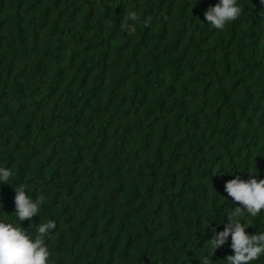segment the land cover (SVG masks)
Instances as JSON below:
<instances>
[{"label":"trees","instance_id":"1","mask_svg":"<svg viewBox=\"0 0 264 264\" xmlns=\"http://www.w3.org/2000/svg\"><path fill=\"white\" fill-rule=\"evenodd\" d=\"M218 2L0 0V221H55L49 264H228L225 182L264 179V0L223 30ZM21 185L45 199L20 222Z\"/></svg>","mask_w":264,"mask_h":264},{"label":"clouds","instance_id":"2","mask_svg":"<svg viewBox=\"0 0 264 264\" xmlns=\"http://www.w3.org/2000/svg\"><path fill=\"white\" fill-rule=\"evenodd\" d=\"M241 11L237 0H219L215 6L207 9L204 16L215 29L223 30L227 23L239 18ZM125 19L136 21L137 15L130 12ZM123 26L128 29L130 35L135 32L134 26ZM11 175L10 169L0 167V184L9 183ZM14 190L15 213L20 222L31 220L39 214L40 205L45 199L42 195L33 200L23 185ZM225 191L238 206L227 215L228 223L223 231L214 232L211 238L212 256L215 250L231 237L230 246L234 254L225 257L228 264H251L264 255V232L249 234L245 229L251 225L246 227L238 218L243 217L245 212L256 217L264 210V179H258L251 173L247 180L236 176L225 182ZM55 228L56 223L53 220L41 223L33 239L24 229L0 221V264H49L51 253L45 244V238L49 237ZM200 264H209V261L204 259Z\"/></svg>","mask_w":264,"mask_h":264}]
</instances>
